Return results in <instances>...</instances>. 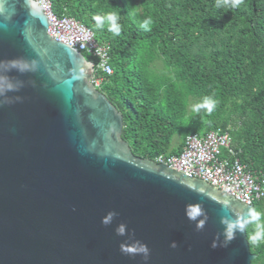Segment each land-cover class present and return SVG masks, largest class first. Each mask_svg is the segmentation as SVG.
<instances>
[{"label":"water","instance_id":"water-1","mask_svg":"<svg viewBox=\"0 0 264 264\" xmlns=\"http://www.w3.org/2000/svg\"><path fill=\"white\" fill-rule=\"evenodd\" d=\"M0 0V264H252L254 204L135 156L94 65Z\"/></svg>","mask_w":264,"mask_h":264},{"label":"trees","instance_id":"trees-1","mask_svg":"<svg viewBox=\"0 0 264 264\" xmlns=\"http://www.w3.org/2000/svg\"><path fill=\"white\" fill-rule=\"evenodd\" d=\"M51 1L109 45L112 72L94 77L123 114L135 156L178 153L186 135L221 127L264 174V0ZM263 219L254 212L247 227L252 264H264Z\"/></svg>","mask_w":264,"mask_h":264},{"label":"built area","instance_id":"built-area-1","mask_svg":"<svg viewBox=\"0 0 264 264\" xmlns=\"http://www.w3.org/2000/svg\"><path fill=\"white\" fill-rule=\"evenodd\" d=\"M36 1L49 18L48 33L53 38L96 57V63L92 61L94 72H112L108 44L98 42L93 31L81 21L56 14L51 0ZM92 79L96 87L102 81V77ZM153 160L201 178L247 204L264 200V174L240 160L227 128L211 129L205 134L190 133L178 153L159 154Z\"/></svg>","mask_w":264,"mask_h":264},{"label":"rangeland","instance_id":"rangeland-1","mask_svg":"<svg viewBox=\"0 0 264 264\" xmlns=\"http://www.w3.org/2000/svg\"><path fill=\"white\" fill-rule=\"evenodd\" d=\"M155 65H156V67L161 68L162 65H163L162 60H157L155 62ZM180 140H181V137H180L179 134L174 135L173 143H174L175 146H177L179 144ZM254 207H255L254 212H256V214L258 216H260V217L263 216L264 217V200L255 201L254 202ZM261 229L264 230V219L262 221V228Z\"/></svg>","mask_w":264,"mask_h":264},{"label":"clouds","instance_id":"clouds-1","mask_svg":"<svg viewBox=\"0 0 264 264\" xmlns=\"http://www.w3.org/2000/svg\"><path fill=\"white\" fill-rule=\"evenodd\" d=\"M94 76V75H93Z\"/></svg>","mask_w":264,"mask_h":264}]
</instances>
